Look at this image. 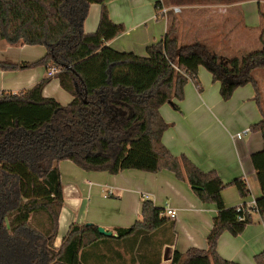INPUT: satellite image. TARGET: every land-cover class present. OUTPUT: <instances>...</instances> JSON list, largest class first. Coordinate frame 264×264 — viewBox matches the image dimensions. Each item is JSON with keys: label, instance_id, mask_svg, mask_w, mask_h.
<instances>
[{"label": "trees", "instance_id": "obj_1", "mask_svg": "<svg viewBox=\"0 0 264 264\" xmlns=\"http://www.w3.org/2000/svg\"><path fill=\"white\" fill-rule=\"evenodd\" d=\"M107 2L0 0V41L46 49L35 61H0V68L55 66L60 87L72 96L67 104L43 96L48 78L16 93L0 92V264H89L84 253L95 246L109 264H162L160 251L149 241L161 226H173L174 219L149 199L142 201L141 219L115 228V236L100 234L93 223H72L60 245H54L64 203L61 160L84 171L109 174L125 169L172 172L217 210L206 236L207 247L174 251L168 264H239L219 256L217 241L224 231L241 233L250 222L251 210L264 215V150L251 155L262 192L256 207L239 211L237 206L227 207L222 190L233 185L240 197H247L245 181L235 178L225 183L186 155H173L161 140L169 124L159 108L170 103L178 109L174 101L183 99L188 81L201 88L199 66L219 82L223 100L250 83L261 108L254 71L264 70V48L226 57L202 42L179 45L168 11L164 36L146 46L145 56L119 51L107 42L125 28L111 20ZM91 3L99 5L98 23L94 31L85 32ZM155 7L158 11L161 3ZM250 130L264 135V120ZM254 259L255 264H264V251Z\"/></svg>", "mask_w": 264, "mask_h": 264}, {"label": "crops", "instance_id": "obj_2", "mask_svg": "<svg viewBox=\"0 0 264 264\" xmlns=\"http://www.w3.org/2000/svg\"><path fill=\"white\" fill-rule=\"evenodd\" d=\"M156 2L169 8L163 0H108L111 20L123 24L125 31L108 41L107 45L138 55L150 43L159 41L167 29V16L155 18ZM98 16L99 5L91 3L83 23L85 32L96 29ZM34 46L11 45L1 40L0 61L16 64L35 61L45 54L46 49L41 46L44 49L36 50ZM47 69L43 65L27 69L0 68V92L16 93L48 78L43 96L53 97L61 104L69 103L72 96L68 93L70 97H66L58 78L48 76ZM254 77L261 91V108L256 103L255 90L250 83L236 88L229 99L223 100L219 82H214L203 66L198 68L200 89L188 81L184 86L183 99L174 101L178 109L170 103H164L159 108L161 116L169 124L161 140L173 155H186L201 170L214 171L225 183L235 178L245 181L249 190L247 197H240L233 185L222 190V199L227 207L251 204L262 196L251 155L264 150V135L260 130H250V126L264 120V70H255ZM58 96L67 98L68 102H63ZM237 134H241L240 137ZM58 167L64 203L54 241L56 247L72 223H93L112 233L117 227L131 226L141 219L144 199L151 200L157 207L168 206L176 211L173 226H161L149 241L160 251L162 264L170 262L174 251L183 253L192 247H207L206 236L216 214V206L203 203L188 182L178 179L172 172L125 169L109 174L105 171H84L69 160L59 161ZM102 192H107L106 195L111 192V198L103 194V200L100 196ZM250 218L238 235L227 231L221 233L217 241V253L221 258L239 264H255L254 256L264 251V215L251 210ZM99 250L97 246L86 250L84 256L89 264H109L103 261ZM124 256L129 258L128 254Z\"/></svg>", "mask_w": 264, "mask_h": 264}, {"label": "rangeland", "instance_id": "obj_3", "mask_svg": "<svg viewBox=\"0 0 264 264\" xmlns=\"http://www.w3.org/2000/svg\"><path fill=\"white\" fill-rule=\"evenodd\" d=\"M163 2L170 9L174 6L180 9L176 13L170 10L168 15V20H174L179 45L202 42L217 54L226 57L241 56L249 51L264 48V0H163ZM33 48L44 49L41 46ZM138 55L145 56V48ZM65 94L66 97H70L68 93ZM58 97L63 102H68L67 98L65 100L61 96ZM105 193H100L101 198ZM104 196L111 198L106 194Z\"/></svg>", "mask_w": 264, "mask_h": 264}, {"label": "built area", "instance_id": "obj_4", "mask_svg": "<svg viewBox=\"0 0 264 264\" xmlns=\"http://www.w3.org/2000/svg\"><path fill=\"white\" fill-rule=\"evenodd\" d=\"M173 11V12H178L180 11V9L178 7H173L171 9H167L165 7H161L159 8V10L156 12L155 14V18L157 17H165L167 16V12L168 11ZM58 71V69L55 67V66H50L48 67L47 69V75L48 76H53L54 74H56ZM241 134H237L238 137H240ZM111 192H108V195H110ZM256 207V203L255 202H252L251 204H246V203H243V204H240V205H237V210H251L253 208ZM164 213L166 215H168L170 218L174 219L175 216H176V211L170 207H166L164 208ZM240 219H243V216H239Z\"/></svg>", "mask_w": 264, "mask_h": 264}, {"label": "water", "instance_id": "obj_5", "mask_svg": "<svg viewBox=\"0 0 264 264\" xmlns=\"http://www.w3.org/2000/svg\"><path fill=\"white\" fill-rule=\"evenodd\" d=\"M98 232L102 235H106V236H115V233H112L111 230H106L101 226H98Z\"/></svg>", "mask_w": 264, "mask_h": 264}]
</instances>
